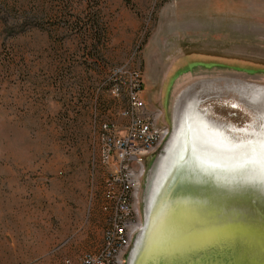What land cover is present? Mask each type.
<instances>
[{
  "label": "rangeland",
  "instance_id": "rangeland-1",
  "mask_svg": "<svg viewBox=\"0 0 264 264\" xmlns=\"http://www.w3.org/2000/svg\"><path fill=\"white\" fill-rule=\"evenodd\" d=\"M34 9L39 19L20 18ZM125 63L143 71L147 108L171 134L190 89L186 109L250 139L257 112L234 87L264 84V0H0V264H65L102 245L98 124L128 105L110 91ZM166 140L146 159L144 224Z\"/></svg>",
  "mask_w": 264,
  "mask_h": 264
},
{
  "label": "water",
  "instance_id": "water-1",
  "mask_svg": "<svg viewBox=\"0 0 264 264\" xmlns=\"http://www.w3.org/2000/svg\"><path fill=\"white\" fill-rule=\"evenodd\" d=\"M188 99L178 101L184 125L199 116L195 104L186 109ZM245 103L257 112L261 134L233 140L234 148L264 151V100ZM176 131L178 138L170 133L153 167L146 221L128 264H264V167L248 158H203L188 149L172 168L181 130ZM161 235L169 250L154 251Z\"/></svg>",
  "mask_w": 264,
  "mask_h": 264
},
{
  "label": "built area",
  "instance_id": "built-area-1",
  "mask_svg": "<svg viewBox=\"0 0 264 264\" xmlns=\"http://www.w3.org/2000/svg\"><path fill=\"white\" fill-rule=\"evenodd\" d=\"M111 79V93L125 95L128 105L121 109L116 121L98 124L99 162L108 168L100 203L105 220L103 242L78 261L65 259V264H125L126 255L144 227L141 190L146 159L170 134V127L160 123V115L147 108L140 68L125 63L112 70Z\"/></svg>",
  "mask_w": 264,
  "mask_h": 264
},
{
  "label": "bare ground",
  "instance_id": "bare-ground-1",
  "mask_svg": "<svg viewBox=\"0 0 264 264\" xmlns=\"http://www.w3.org/2000/svg\"><path fill=\"white\" fill-rule=\"evenodd\" d=\"M232 65V64H230ZM179 70V69H178ZM181 90V89H180ZM180 90L178 92H180ZM234 90L237 92L238 96L245 102L249 101L251 103L254 100H264V84H253V85H244V83H239L234 87ZM190 89L183 90L182 93L179 95L178 98H182L187 96L190 97ZM178 101L175 104L174 108V136L178 138V131H180V137L177 141V147L174 150L173 161L174 164L172 168L177 166V162L182 156L186 155L187 150L189 149L190 152H194L197 155L206 158L209 157H218L224 161H235L236 159H252L254 161H259L261 166L264 167V151H254V152H244V151H237L238 148H234L237 145V142L233 141L231 137H228L224 130H222L217 125L210 123V121L205 120L204 118L197 116L194 118L195 120L188 121V124L184 125L182 121H180V113L178 107ZM193 104H195L193 102ZM180 123L179 126H177ZM210 125V126H209ZM177 126V127H176ZM177 132V133H176ZM261 129L252 133L251 136H260ZM230 136V135H229ZM264 136V133L262 134ZM196 140V142H194ZM167 149L168 146H167ZM160 159V158H159ZM164 157L162 158V160ZM161 160V162H162ZM177 168H175L176 170ZM158 187V186H157ZM163 235L158 236L154 242V251L159 250L158 248L164 247L165 250H169V246L171 243H167L164 245L163 243ZM161 262H164L163 259L159 258Z\"/></svg>",
  "mask_w": 264,
  "mask_h": 264
},
{
  "label": "trees",
  "instance_id": "trees-1",
  "mask_svg": "<svg viewBox=\"0 0 264 264\" xmlns=\"http://www.w3.org/2000/svg\"><path fill=\"white\" fill-rule=\"evenodd\" d=\"M54 2L59 4V5H61L62 3H66L67 7L69 5L74 7V5L78 4V2H80V4L87 3V4L98 5L101 2V0H54ZM41 13H42L41 11H38V10H35V9H34V11L25 10L20 15V18H25L26 20L29 18V20H30L31 16H36L38 18ZM95 23H96L95 21H92V25H94Z\"/></svg>",
  "mask_w": 264,
  "mask_h": 264
}]
</instances>
